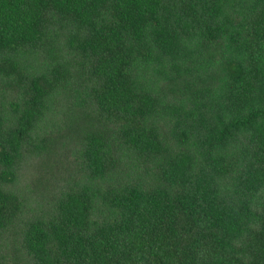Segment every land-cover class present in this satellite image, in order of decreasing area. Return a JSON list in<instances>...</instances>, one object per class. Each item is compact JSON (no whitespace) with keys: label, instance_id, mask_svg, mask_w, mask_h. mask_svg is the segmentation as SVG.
Returning <instances> with one entry per match:
<instances>
[{"label":"trees","instance_id":"trees-1","mask_svg":"<svg viewBox=\"0 0 264 264\" xmlns=\"http://www.w3.org/2000/svg\"><path fill=\"white\" fill-rule=\"evenodd\" d=\"M0 264H264V0H0Z\"/></svg>","mask_w":264,"mask_h":264}]
</instances>
